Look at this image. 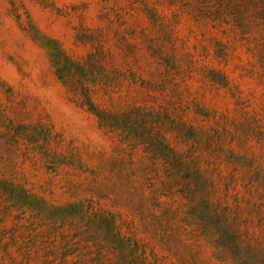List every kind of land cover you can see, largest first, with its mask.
Masks as SVG:
<instances>
[{"label": "rangeland", "instance_id": "1", "mask_svg": "<svg viewBox=\"0 0 264 264\" xmlns=\"http://www.w3.org/2000/svg\"><path fill=\"white\" fill-rule=\"evenodd\" d=\"M232 2L0 0V264H119L92 232L111 213L168 264H233L185 189L166 193L177 213L159 238L130 211L171 175L154 165L165 144L264 255V0ZM8 176L45 211L9 201ZM83 199L98 210H63Z\"/></svg>", "mask_w": 264, "mask_h": 264}, {"label": "trees", "instance_id": "2", "mask_svg": "<svg viewBox=\"0 0 264 264\" xmlns=\"http://www.w3.org/2000/svg\"><path fill=\"white\" fill-rule=\"evenodd\" d=\"M257 1L260 2V0ZM230 3L233 4L232 0H230ZM239 16L241 18L240 13ZM90 106H93V103H90ZM98 117L101 118L102 116L99 114ZM6 131L11 133V130ZM157 150L162 157L161 159H155L154 165L156 167H165L171 175H168L167 178L153 181L154 184L151 189H141V195L149 196L151 204L148 202V197L145 199L142 197L139 201H136V198H132L133 191L129 194L128 204L132 206L130 211L135 212L140 218L142 231L152 232L154 238L156 236L159 238V236L167 233L166 229L170 224L169 217L175 216L177 207L174 205L165 206L164 202L168 196H170L171 201L173 197H179V189L183 188L185 191L181 193L190 204L188 218L191 219L192 225L197 227L200 225L204 229L203 232H200L193 226L195 230L200 232V235L213 236L220 252L224 256L230 255L233 264H264V255L258 252L255 245L249 244L251 240H248L245 229L242 228L237 220L230 219V213L219 208L217 201L216 203L213 202L209 179L202 169L198 165L197 167L195 165V167H192L193 162L186 159L183 155L182 158L181 154L169 144H165L163 149L158 148ZM160 163L163 164L161 165ZM181 172L187 176V185L185 186L177 178ZM5 180L7 181L6 194L9 197V201L18 203L24 209H34L39 212L45 211L44 205H47L46 201L36 200L33 196V191L29 189L24 181L17 180L11 176H8V179ZM166 193L169 195L167 196ZM101 198V196L98 197V199ZM99 204L97 202V205ZM66 205L67 207L63 210L68 211V208H71V210L79 211L83 215L87 214L89 209L97 208L96 210H98L96 203L87 199L71 201L66 203ZM151 206L153 215L149 217L148 212ZM59 209L62 210L61 208ZM158 210L160 213L157 214ZM120 220L119 215L111 213L109 216H101L92 221L93 234L99 235L102 233L106 244L115 245L112 249L113 257L119 264H168L166 263V258H160L154 252L149 254L147 249L149 243L141 238L137 240L135 238L137 236L131 229L128 228L129 232L123 230V222L120 223ZM102 225L106 226L107 231L102 229ZM177 242L180 243L179 241ZM165 245L171 246L168 241H165Z\"/></svg>", "mask_w": 264, "mask_h": 264}]
</instances>
